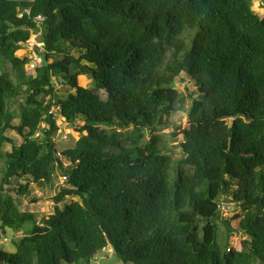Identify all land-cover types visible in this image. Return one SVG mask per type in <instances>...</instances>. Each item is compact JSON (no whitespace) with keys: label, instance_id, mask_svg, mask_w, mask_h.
<instances>
[{"label":"trees","instance_id":"trees-1","mask_svg":"<svg viewBox=\"0 0 264 264\" xmlns=\"http://www.w3.org/2000/svg\"><path fill=\"white\" fill-rule=\"evenodd\" d=\"M253 1L0 0V67L12 68L0 71V228L16 249L0 264H92L107 247L121 264H264V17ZM39 28V73L20 75L30 60L19 44ZM180 78L194 86L183 128ZM59 118L84 125L60 156L67 167L54 152ZM130 126L144 143L117 132ZM27 182L55 190L46 214L21 211ZM213 189H233L239 212L217 218Z\"/></svg>","mask_w":264,"mask_h":264},{"label":"rangeland","instance_id":"rangeland-1","mask_svg":"<svg viewBox=\"0 0 264 264\" xmlns=\"http://www.w3.org/2000/svg\"><path fill=\"white\" fill-rule=\"evenodd\" d=\"M253 1V0H252ZM260 0H254L252 2V10L254 11V13L259 17L262 18L264 17V4H261L259 2ZM262 2L264 3V0H262ZM42 31V28H39L38 31L34 32V34L30 37V40H32V42L37 43L38 48H41V44L39 45V38H40V33ZM37 51L35 52H31V53H27L28 56L31 57V62L30 63H26V64H21L17 67L18 73L21 75H26L27 73L31 72L34 73L33 69H35V67L37 65H39V62H37L39 59H41L40 55L36 54ZM73 53L74 55L79 54V50L78 49H73ZM60 59V55H54V57H51L50 60L51 61H55ZM2 66L0 67V71H2L3 69H6L7 71H11L12 68L10 65H8L7 61L1 64ZM31 65H34V68H31ZM73 71L78 72L79 67L78 66H72ZM53 80H59L60 83H62V81L54 76L52 78ZM86 80L87 78H85L84 76H80L78 81H79V86L80 87H89V85L86 84ZM178 83L176 84V88L179 89V91L181 92L184 100L181 104H179L176 108L175 111V115L176 118L174 119L173 124L174 125H178L179 123H181V128H183V126L187 123V114L189 112L190 109V105H191V97L188 96L186 94L187 91L188 93H194V86L193 83L190 82L188 79L185 78H180L177 80ZM94 85V92L96 94H98L101 90L100 85L98 84H92ZM65 89V87L63 86L62 88H56V94L58 96H65L66 93L63 92L61 89ZM186 88V89H185ZM60 92V93H59ZM62 93V94H61ZM81 122V119H77L76 122ZM18 122V121H16ZM229 123V122H227ZM76 125L73 122L67 123L65 122L62 118H60V120L57 121V130L55 135L53 136V142H54V152L56 153V155H58V157L61 156V154L67 150V149H71L74 147L75 142L78 139V133L75 131ZM105 131H110V129H105L103 128ZM174 127H170L169 129L163 130L161 132L162 135H164V138L167 139L168 138V133H172L174 131ZM118 133L122 134V136L124 138L126 137H130L133 136L134 137H140V141L144 143V141L148 138L147 132L142 131L141 129H137L134 128L132 126L117 131ZM178 131H174V133H177ZM178 134V133H177ZM6 135L13 139L14 141H19L20 139L18 138V136L13 132V131H7ZM142 136V137H141ZM178 141L182 140V135H178ZM122 145H127L128 142H126L125 140H123ZM174 147V153H173V159L176 160L175 163L179 162L181 159V152L179 147L173 146ZM61 163H66L65 160L63 158H61ZM3 167V162L0 161V172L1 169ZM19 180H15L13 182V185ZM21 182V181H20ZM62 182V181H61ZM28 185V193L23 196L22 198H17L16 201H18V203H20V209L21 211H30V212H35V213H39V214H46L47 212H49V210L51 209L52 206V202H51V196L53 195L55 190H49L47 187L44 189H40L37 188L32 182H27ZM233 187V185H231V188ZM232 190L231 191H227L226 193L224 192H219L216 189H213V194H212V205H213V211L212 213L217 217V218H222L224 217V219H230L232 218V216L236 213L239 212V209L237 207V205L233 202L232 200ZM13 193L15 194V197H17V193L15 188H13ZM34 200V201H32ZM69 200H67V202H69ZM231 229L234 231L233 234L231 235V238L229 239L230 241V245L231 247L234 245L235 240L237 239V237L239 236V232L237 230V227L234 223L230 224ZM12 238H14L13 234H10V232L7 233H3L1 231L0 228V251H4L7 253H14L16 251V249L14 248L13 244H12ZM109 253H105V252H97L96 254V260H94V262L92 261V264H121L118 259L115 257V255H113L112 250L110 249V247H108ZM227 251H229V249H227Z\"/></svg>","mask_w":264,"mask_h":264},{"label":"built area","instance_id":"built-area-1","mask_svg":"<svg viewBox=\"0 0 264 264\" xmlns=\"http://www.w3.org/2000/svg\"><path fill=\"white\" fill-rule=\"evenodd\" d=\"M38 23H39V19H38ZM39 44V43H38ZM40 45V44H39ZM37 46V43H34V42H32V40H29L28 42H26V43H24V44H19V47H20V49L21 50H23L24 52H26V55H27V53H31V52H35V51H37L36 52V54L38 55L40 52H38L39 50H42L43 48H42V46H41V48H38V47H36ZM28 56V55H27ZM28 59L30 60L28 63H30L31 62V57L30 56H28ZM39 60H42V58L41 59H39ZM31 68L33 69L34 68V65H31ZM33 71L35 72V69H33ZM35 73H39V72H35ZM52 83H53V87L55 88V90H56V88H59V87H63L64 85L62 84V83H60V81L59 80H53L52 79ZM62 94V93H61ZM55 95H57L56 94V92H55ZM58 96V95H57ZM52 107V106H51ZM55 110V108H51L50 109V111L49 112H52V111H54ZM60 119V118H59ZM80 125V127H83L84 125H83V123H80L79 124ZM42 127H44V125L42 126ZM35 137H38V134H36L35 135ZM68 165L66 164V163H64V167H67ZM64 179L65 178H62V183H63V181H64ZM103 252H105V253H109V250L106 248V249H104L103 250ZM94 260H96V256H93V261Z\"/></svg>","mask_w":264,"mask_h":264},{"label":"clouds","instance_id":"clouds-1","mask_svg":"<svg viewBox=\"0 0 264 264\" xmlns=\"http://www.w3.org/2000/svg\"><path fill=\"white\" fill-rule=\"evenodd\" d=\"M259 2H260V1H259ZM260 3H261V2H260ZM261 4H264V3H261ZM58 120H60V119H58ZM75 121H77V120H75ZM73 123H74L75 125H79V124H80L79 122H76V123H75L74 121H73ZM43 125H44V124H43ZM43 125H42V126H43ZM56 128H57V124H56ZM36 138H40V139H41V133H40V132H38V137H36ZM55 154H56V153H55ZM57 156H58V155H57ZM60 159H61V157H60ZM63 159H64V158H63ZM64 160H65V159H64ZM65 162H66V161H65ZM63 164H64V163H63ZM104 249H106V248H104ZM104 249H103V250H104ZM107 249H108V247H107ZM103 250H102L101 252H103ZM93 256H96V254H94ZM96 258H97V257H96ZM93 262H94V261H93Z\"/></svg>","mask_w":264,"mask_h":264},{"label":"water","instance_id":"water-1","mask_svg":"<svg viewBox=\"0 0 264 264\" xmlns=\"http://www.w3.org/2000/svg\"><path fill=\"white\" fill-rule=\"evenodd\" d=\"M65 53H66V54H68V55H70V52H68V51H67V52H65ZM37 185H38V187H41V186H42V183H41V182H38V184H37Z\"/></svg>","mask_w":264,"mask_h":264}]
</instances>
